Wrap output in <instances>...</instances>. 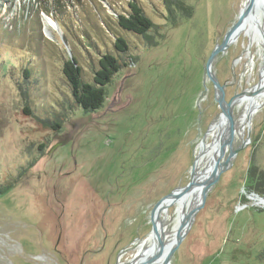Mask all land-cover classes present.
<instances>
[{"label": "rangeland", "instance_id": "obj_1", "mask_svg": "<svg viewBox=\"0 0 264 264\" xmlns=\"http://www.w3.org/2000/svg\"><path fill=\"white\" fill-rule=\"evenodd\" d=\"M167 1L139 0L150 38L122 32L136 58L87 113L73 103L63 64L75 57L92 80L128 0H0V189L12 185L0 194V264H130L152 234L154 204L190 181L222 113L207 62L247 0H181L191 15L173 6L176 22ZM244 31L213 63L227 101L260 81L259 46L249 55ZM239 130L234 148L247 124ZM251 164L264 170V101L170 264H264V199L248 187Z\"/></svg>", "mask_w": 264, "mask_h": 264}, {"label": "trees", "instance_id": "obj_2", "mask_svg": "<svg viewBox=\"0 0 264 264\" xmlns=\"http://www.w3.org/2000/svg\"><path fill=\"white\" fill-rule=\"evenodd\" d=\"M167 4V10L173 18L171 22H176L177 17L173 14L175 9L185 10L187 16L191 15L190 8L181 0H169ZM127 7L128 10L124 12L116 10L117 12L114 15L115 24L120 30L108 28L109 33L112 35L113 50L98 53L97 66L94 68L92 80L88 81L83 77L82 66L75 57L69 58L63 64V73L67 79L73 103L87 113L96 111L103 106L107 96V87L114 76L129 64L128 58H136L129 53L130 44L122 32L126 31L132 35L142 36L145 40L150 38L149 31L154 24L151 18L146 15L139 0H128ZM24 74L27 77L31 76L32 69H25ZM44 124H47V121H44ZM51 125L53 129H58L61 127V122L56 121ZM11 186V184H7L5 188H1L0 194L9 190ZM248 187L251 192L264 197V170H260L252 164L250 165L248 169Z\"/></svg>", "mask_w": 264, "mask_h": 264}, {"label": "water", "instance_id": "obj_3", "mask_svg": "<svg viewBox=\"0 0 264 264\" xmlns=\"http://www.w3.org/2000/svg\"><path fill=\"white\" fill-rule=\"evenodd\" d=\"M254 1L255 0L246 1L243 8L241 9L240 15L235 25L233 26L232 29H230L227 32L223 41L215 46L207 62V72L210 78L214 82V86L216 90V100L218 101V103L220 104L222 108L221 116L224 117V120H225L224 134L222 137L220 147L217 150V153L215 154V156L213 157L214 161L212 163V167L210 169H207L205 167L204 169L198 172L196 169V162H194L192 169H191L190 181L183 186L176 187L175 189H173L171 192L166 194L164 197H162L160 200H158L154 204L153 209L151 211V221H152L151 233L155 235V241H156L155 249L152 251L149 257H146V258L143 257L136 262L131 261L132 260L131 259L128 262L130 264H155L159 261L160 258H162L161 264H170L173 254L175 253L176 249L179 247V245L183 241L188 230L190 229L196 213L201 208V206L204 205L207 194L210 191L211 187L217 182L222 171L231 165L232 159L235 157L237 152L240 149H242L248 143L250 139V124H251L252 116L248 115L247 121H248L249 128H248L247 137L242 139L241 144L237 148H233L229 153L225 155V149L227 145L231 142L232 136H233L234 117H233V111H232V106H233L232 102L234 98L237 96H241V95L254 96L256 93L259 92L260 87L255 86L254 90L248 89V90L242 91L236 94L235 96H233L229 101H227L224 97L223 86L220 84L218 78L216 77L214 73L213 63H214V59L216 55L222 51H225L226 48L229 47L233 43L235 38L238 36L239 32L242 30L246 22L248 11L250 7L252 6V4L254 3ZM198 188H201L199 203L197 205H194L186 209L180 221L179 227L175 233V240L169 246L167 251L164 253L167 245L165 244L166 242L163 239V233L158 230V227L154 220V212L156 208L161 206L163 202L167 199H175L178 197L180 198L182 196L190 194L191 192L196 191ZM257 196L260 199H264L263 196H259L258 194Z\"/></svg>", "mask_w": 264, "mask_h": 264}, {"label": "bare ground", "instance_id": "obj_4", "mask_svg": "<svg viewBox=\"0 0 264 264\" xmlns=\"http://www.w3.org/2000/svg\"><path fill=\"white\" fill-rule=\"evenodd\" d=\"M243 28L245 29L244 33L249 36V40H250V44L248 47L249 55L251 53V48L254 45V43H257L259 46L260 57L262 59L261 69H260L261 75H260L259 83L255 86L260 87V90L254 96L241 95V96H237L234 98L232 102L233 103L232 111H233V117H234L233 136H232L231 142L227 145L225 149V154L226 152L229 153L230 150L234 148L236 138L239 135H241L242 132L239 130V127L247 124V130H248V121H247L248 115L253 117L255 113L258 111V108L261 106V104L264 101V0L254 1V3L252 4V6L250 7L248 11L246 22ZM255 86L250 88L249 90H254ZM235 106L241 107V111L237 115L234 113ZM224 130H225V120H224V117L220 115L219 120L217 122H214L213 125L210 126L209 128V136L212 137V141L204 140L202 141V144L199 146V150L196 156L197 157L196 158L197 159L196 169L198 172L201 171L202 166L204 168L206 167L207 169H210L212 167V163L214 161L213 157L215 156V154L217 153V150L220 147L222 137L224 134ZM200 191H201V188H198L196 191L191 192L190 194L182 196L180 198L178 197L175 199H167L163 202L161 206L156 208L154 212V220L156 222L158 230L161 231L163 234H164V227H165L164 217L169 216L168 215L169 207L175 206L176 208L175 209L176 210V217H175L176 222L173 227L174 234H173L172 239L171 237H169L167 241H165L166 242L165 244L167 246L165 248L164 253L167 251L169 246L174 242L175 233L179 227L180 221L186 209L194 205H197L199 203ZM150 241H152V243L149 244ZM155 243H156L155 235L153 233L150 235L148 240L146 239V240L139 241L137 244V248H138L137 252L133 256L131 261L136 262L143 257L144 258L149 257L152 251L155 249ZM121 261L122 260H119L117 264H126L125 262H121ZM161 261H162V258H160L159 261L155 264H161Z\"/></svg>", "mask_w": 264, "mask_h": 264}]
</instances>
